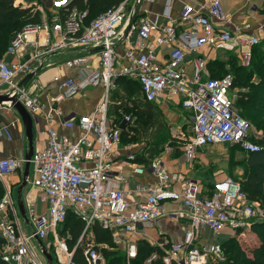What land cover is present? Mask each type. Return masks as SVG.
Instances as JSON below:
<instances>
[{
	"label": "built area",
	"instance_id": "built-area-1",
	"mask_svg": "<svg viewBox=\"0 0 264 264\" xmlns=\"http://www.w3.org/2000/svg\"><path fill=\"white\" fill-rule=\"evenodd\" d=\"M48 2L46 11L42 5L38 6V11L47 12L49 19L43 15L40 24H27L11 38L5 55L18 60H0V86L7 87L1 94L16 93L17 100L33 117L43 105L38 96L25 87L16 90L17 83L27 73L43 67L48 54L95 47L102 48L95 53L97 65L86 72L82 68L86 67L88 56L64 61L62 67H77L79 73L76 77H53L60 91L52 101L59 103L88 87L101 86L102 93L87 114L66 119L53 108L52 113L57 112L62 127L75 128V133L68 138L48 128L45 146L33 150L28 182L37 189L46 206L39 212L35 202L24 199L25 220L30 233L22 230L23 220L5 182L24 165V158L0 159V184L6 185L0 198V238L3 241L0 261L47 264L32 243L36 239L48 252L49 247L52 249V264H75L73 253L77 246L82 248L85 264H107L102 249L111 250L115 246L124 252L125 264H131L137 256V241L143 228L166 217L187 220L182 238L173 243L164 239L156 244L163 254L152 253L143 264H154L158 260L161 264L223 261L225 256L220 244L196 241L205 230L218 234L225 228L236 231L249 226L244 219L256 216L257 203L251 201L241 184L231 178L215 181L210 194L204 195L197 183L181 180L157 160L139 164L133 152L125 155L131 164L130 177L139 179L150 175L154 182L135 180L132 188L129 187L130 177L116 166L115 161L119 157L122 132H129L135 126V118L121 112V119L116 121L108 112L116 81L125 78L138 84L139 94L146 102H157L161 98L180 99L182 108L189 114L188 129L186 132L172 130L171 135L182 143L187 162H192L200 149L211 144L237 146L246 154L258 152L261 148L251 140L250 123L234 107L233 75L205 76L207 61L199 55L190 59L191 75L183 64L186 53H199L201 49L209 48L234 51L239 65L248 68L252 48L259 43V38L235 34L240 32L238 26L218 28L215 21H226L220 0H206L196 11L189 4L183 5L179 24L186 27L179 32L169 17L167 5L161 20L139 18L136 12L124 37L129 17L140 0H121L88 23H85L86 10L71 9L61 13L59 9L66 4L65 0ZM14 4L27 6L23 0H15ZM41 33L45 36L43 43L39 41ZM50 33L54 39L49 42ZM160 46L168 48L164 60L158 59L157 48ZM41 47H45L42 53ZM26 50L31 52L29 59L19 60ZM52 113H47L48 120ZM122 121H125L123 130L119 128ZM167 203L176 206L167 209ZM69 212L84 223L73 249L66 245L67 237L60 239L57 231ZM94 224L109 233L112 248L95 243L91 230ZM49 238L52 242L47 245L45 241Z\"/></svg>",
	"mask_w": 264,
	"mask_h": 264
},
{
	"label": "crops",
	"instance_id": "crops-1",
	"mask_svg": "<svg viewBox=\"0 0 264 264\" xmlns=\"http://www.w3.org/2000/svg\"><path fill=\"white\" fill-rule=\"evenodd\" d=\"M206 0H140L138 4L137 14L140 17H145L150 20L160 19L161 15L164 12L165 6H168L169 17L173 21L175 29L179 32L185 29L186 26L179 24L180 22V11L185 4H189L192 6L194 11L198 10L200 6L205 3ZM168 2V3H167ZM223 14L225 15L226 21L216 22V26L218 28L227 29L234 28V26H238L240 32H235V34H243L246 36H260L264 35V0H220ZM49 2L46 0L43 3L42 7L45 9L48 6ZM46 11V9H45ZM41 19L45 13H40ZM247 26V27H246ZM51 34V33H50ZM44 33H41L39 36L40 43L44 41ZM32 39V37H31ZM53 35L49 36V42L52 41ZM45 47H41L40 50L44 51ZM91 49V48H90ZM90 49H75V50H63L58 51L52 54H48L45 56V64L43 67L39 69V71L35 74V76L25 85V88L29 91H32L38 98L40 99L43 107L41 111L33 116V150L42 149L47 141V133L46 130L48 128L54 129L59 135L66 136L68 138H72L75 133V128H65L60 124V117L56 113H52L53 108L57 109L58 112L61 113V118H73L78 115H83L89 113L94 105L96 104L98 98L102 93L101 86L88 87L85 90L77 92L74 96L64 99L63 101L57 103L53 102L52 98L60 91L58 88V82L53 80V77H76L79 73V69L77 67L73 68H64L62 64L67 59L72 57L86 55L87 63L86 67L84 66L82 70L86 72L88 68H93L97 65V55L96 52H90ZM121 51V50H120ZM220 52H229L234 55L237 59L234 51L231 50H216L203 48L199 53H186L185 62L183 64L185 71L191 75L192 70L190 66V59L194 55H199L202 58H205L207 61L205 76L210 77L213 67L209 66L208 63L217 60L220 64H224L223 68L227 69L228 63L223 59H218L216 56ZM168 48L166 46H160L157 48L158 59L164 60L167 56ZM31 52L26 50L23 57L19 60L29 59ZM5 60L8 62L17 61L18 58L14 56H9L3 54L0 60ZM218 63V64H219ZM219 66V65H218ZM20 79H18L19 81ZM7 87L5 85L0 86V94L3 93ZM126 91L120 86L117 82L115 85V89L112 91V105L109 109V116L118 120L121 119V112L131 114L135 118L136 123V115L131 112H127L124 109L115 110V108L120 105V100H124V96L122 94ZM119 97V98H118ZM114 99V100H113ZM139 101H142L143 104H152L151 106L154 109L155 114L158 113L160 118L162 119V123L167 126L168 129V138L169 142H172V146L170 150L167 151H139V148L135 146H131V143L125 142V146H122L121 140V148L119 149V157L115 161L117 167H120L122 172L131 176V164L125 159V155L129 153H134L136 155V161L139 164H148L151 160H157L161 164H163L166 169L173 174H176L180 177L181 180L184 179L185 174L181 171V167L183 164H190L196 162L198 159L204 157V152L209 148L208 146L200 149L195 159L192 162H187L183 156L182 146L178 140L173 139L171 135L172 130L176 131H187L188 124V112L182 108L180 104V99L177 97H173L170 99L161 98L157 102H146L141 95L139 94ZM123 102V101H122ZM142 107V106H141ZM51 111L52 118L50 120L47 119V113ZM157 116V114H156ZM159 119V118H158ZM157 128L154 126L152 129L153 137L155 134H158L156 130ZM179 145L180 147H176L175 145ZM123 147V148H122ZM28 150V143L25 137V131L23 124L21 122L20 117L16 113V111L7 104H3L0 106V159L6 157H13L15 159L21 160L24 158L25 153ZM175 150V151H173ZM178 150V151H176ZM142 157V162L139 161V158ZM145 161V162H144ZM24 166V165H23ZM23 166L20 167L17 171L9 175L6 179V185L11 190V195L13 200L17 205V188L22 180ZM30 174V170H29ZM29 177V176H28ZM183 178V179H182ZM138 180L142 183H152L154 182V178L150 175H143L139 179L135 178L129 179V187L132 188L134 181ZM27 183L28 178H27ZM213 184V183H212ZM3 186V194L5 193V186ZM1 186V185H0ZM29 187V188H28ZM27 188L22 189L21 191V201L23 203L24 199L27 198L30 201L35 202L36 208L39 212H43L45 210L46 204L40 200V194L37 189L32 188L30 184ZM211 192V191H210ZM138 198H136L137 200ZM24 206V205H23ZM176 205L171 203H167V209H172ZM18 208V207H17ZM19 211V210H18ZM20 215V213H19ZM21 217V216H20ZM24 227H26V233H30V228L26 223V220L23 219ZM187 220L185 218H173L166 217L160 220L158 223H155L151 226H146L143 228L142 233L140 234L139 240H145L151 245L159 244L164 239L168 240L170 243L177 242L182 238V231L186 228ZM233 230L229 228H225L221 230L218 234H214L209 230H205L201 237L196 241L199 244H222V241H218V237L224 236L226 234H232ZM224 234V235H223ZM33 245L37 246V250L41 251V247L39 241L36 239L32 240ZM34 246V247H35ZM36 248V247H35ZM42 253V251H41Z\"/></svg>",
	"mask_w": 264,
	"mask_h": 264
},
{
	"label": "trees",
	"instance_id": "trees-1",
	"mask_svg": "<svg viewBox=\"0 0 264 264\" xmlns=\"http://www.w3.org/2000/svg\"><path fill=\"white\" fill-rule=\"evenodd\" d=\"M65 1L66 4L59 9L61 13L71 9L80 11L86 10L87 15L85 23H88L91 19L103 13L109 7L118 4L121 0ZM14 3L15 0H0V59L5 53L11 38L16 33L23 30L27 24H40L42 20L40 12L32 4L23 7L21 5L16 6ZM37 4L39 6L43 5L40 1H37ZM46 19H49L48 15H46ZM258 46L259 43L252 48L251 63L248 68L240 66L237 62L238 65L235 67V75L233 72H228L224 69V64H220L217 60L208 63V65H213L211 68L213 69L210 75L211 78H218L226 73H231L233 75V88L238 89V99H235L234 107L241 117L247 121L252 120L255 127L262 131L260 140H252L256 142L261 149L258 152L249 153L245 156L246 172L244 174V180L241 182V188L250 200L259 202L264 209V52L258 48ZM254 78L258 80L255 81ZM116 82L123 87L128 95L125 99L126 101L122 102L123 98L120 100L121 104L118 105L115 110L117 108L118 110L124 109L136 115L135 126L132 127L129 132H122V142L129 143L135 140L139 141V120L143 123L145 122L141 125L146 127H153L158 123L156 129L158 130V134H155L154 139L157 138L156 144L158 142H164L165 135H163V129L164 127L166 128V126L158 121L153 107L150 104L142 105V102L137 105L135 99H132L134 94L139 93L138 84L135 81H130L125 78H119ZM139 161H143L142 157L139 158ZM2 191L0 187V198L3 195ZM209 194L210 193L207 195ZM83 226L84 223L72 212H69L64 222L58 227V232H60L62 236H69L68 239H66L69 249L74 248L76 240L83 230ZM252 227L258 234L259 244L253 248L249 257L238 246L236 247L233 245V239H230L221 244L225 259L214 264H264V219L262 221H254ZM91 230L94 234L95 243H104L107 244L109 248L113 247L110 235L107 231L102 230L97 224H94ZM2 243L3 241L0 238V247ZM102 252L106 258L107 264H125V254L123 251L102 249ZM152 253H157L159 255L163 254L158 246L151 245L145 240H138L137 256L131 261V264H143L144 260ZM73 260L75 264H85L82 257V248L80 246L74 249ZM0 264L7 263L0 261ZM154 264H161V262L158 260Z\"/></svg>",
	"mask_w": 264,
	"mask_h": 264
},
{
	"label": "rangeland",
	"instance_id": "rangeland-1",
	"mask_svg": "<svg viewBox=\"0 0 264 264\" xmlns=\"http://www.w3.org/2000/svg\"><path fill=\"white\" fill-rule=\"evenodd\" d=\"M23 1L26 5L32 4L37 9L39 6L37 4V1H40V3L42 4L46 2V0H37V1L23 0ZM258 48H260L264 52V35L259 37ZM216 57L218 59L225 60L228 63V67L226 70L228 72H233V74L235 75V67L236 65H238L237 64L238 59H236L234 55L230 54L229 52H223V53L220 52L219 54H217ZM254 80L257 81L258 79L254 78ZM237 91H238L237 88H232L231 90V94L235 95L233 98L234 101L235 99L236 100L238 99ZM127 95L128 93L125 92L122 94V97L124 96V98L126 99ZM133 97L132 99H135L137 105H139V103L142 102L139 101V93L134 94ZM125 99L122 101H126ZM141 104L143 105V102ZM156 114L157 117L159 118L158 121L161 122L162 119L160 118V115L158 113ZM248 121L250 123L251 140L253 141L260 140V137L262 136V131H260L257 127H255V124L252 120H248ZM142 123L143 122L139 120V141L135 140L133 142H129L131 143V146H135L139 148V151L170 150L172 146V142L168 141L169 140V138L167 137L168 129L165 123L163 124L161 122L164 126H166V128L164 127L163 129V135H165L164 142L163 141H162L163 143L158 142L157 144H156L157 138L154 139V137L152 136L153 135L152 129L154 128V126L157 128L158 123H156L153 127H148V126L146 127L144 125H141ZM186 126L188 129V124ZM122 146H125L124 142H122ZM175 146L180 147L179 145H175ZM204 154H205L204 157L198 159L196 162L190 164H183L181 167V171L185 174L184 179L182 178L183 181H192L194 183H197L202 191V194L207 195L208 193H210L212 189V183H214L217 180H221L224 178H231L235 181H238L240 184L244 180V174L246 172V161H245L246 153H244L240 148L225 144H211L209 145V148L204 152ZM0 185H1L0 187L3 190L2 184ZM28 185L29 183H27L24 188H27ZM256 203H257V206L255 207L256 216L254 218L244 219V221H248L250 223L249 226L240 227L236 231H233L234 232L233 235L223 234L224 236H220L217 239L219 242L223 240L222 241L223 243L230 239H233L232 240L233 245H235L236 247L238 246L241 250H243L247 254L248 257L249 255H251L253 248L258 246L259 244V237L256 230L253 229L252 223L254 221H262L264 219V209L262 208L259 202ZM21 226H22V230L26 232V227H24L23 223H21ZM58 236L60 237V239L65 238L64 235L62 236L60 232H58ZM66 239H68V236ZM45 242L47 243V245H49L52 242V239L49 238L48 241ZM65 242L67 243V241ZM35 247L36 249H38L37 246ZM114 250L120 252L122 251V249L118 248L117 246L114 247ZM50 251H52V249H50L49 247V253ZM39 254L41 255V257L45 258L41 253V251H39Z\"/></svg>",
	"mask_w": 264,
	"mask_h": 264
},
{
	"label": "water",
	"instance_id": "water-1",
	"mask_svg": "<svg viewBox=\"0 0 264 264\" xmlns=\"http://www.w3.org/2000/svg\"><path fill=\"white\" fill-rule=\"evenodd\" d=\"M137 9H138V4L135 5L134 10L129 17L128 23L125 27V30L123 31V37L127 34L128 30H129V28H130V26H131V24L135 18V14L137 12ZM101 49H102L101 47L91 48L90 52H97ZM39 69L40 68H38L35 72L27 73L17 83L16 90H20L23 87H25V85L35 76V74L39 71ZM3 104H8L10 107H12L16 111L18 116L20 117L21 122H22L23 127H24L25 137H26V140L28 143V150L24 155V166H23L22 180H21V183L19 184V186L17 188V193H16L17 194V207H18L20 216L23 219H26L24 206H23V203L21 201V191L27 184V178L29 176V159L33 153V118L28 113V111L23 107V105L17 100L16 93H14L13 95H9L7 93L0 94V106ZM124 127H125V121H122L119 125V128L121 130H123ZM39 244L41 247L42 254L47 261V264H52L51 254L46 250L45 246L43 245V243L41 241H39Z\"/></svg>",
	"mask_w": 264,
	"mask_h": 264
}]
</instances>
